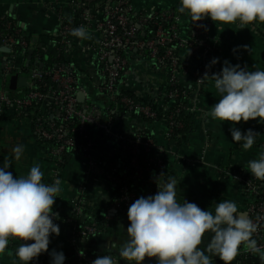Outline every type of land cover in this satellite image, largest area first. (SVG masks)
I'll list each match as a JSON object with an SVG mask.
<instances>
[{"label":"built area","instance_id":"1","mask_svg":"<svg viewBox=\"0 0 264 264\" xmlns=\"http://www.w3.org/2000/svg\"><path fill=\"white\" fill-rule=\"evenodd\" d=\"M68 3L81 8L80 22L75 26L69 20H62L57 34L60 39L54 46L31 42L25 38L21 26L9 21L4 24L5 30H0V50L4 59L0 111L10 107L15 118L27 120L32 125L45 155L55 165V180H59L66 160L76 156L86 161V179L95 174L110 180L116 192L103 213L110 220L118 211L127 213L136 199L141 195L145 197L147 190L157 188L154 179L161 173L166 174L168 156L176 154L175 144L170 139L182 124L173 116L159 120L155 104L165 110L175 104L177 112L185 111L194 119L199 116V102L208 77L203 83L198 80L206 72L209 75L212 66L206 68V65L210 64L217 49L209 35L210 17L192 23L187 33L179 27L182 13L173 8L137 13L130 0H106L93 9L74 0H68ZM52 8L56 9V6L52 5ZM151 21L155 31L147 35ZM163 22H167V28ZM81 26L88 39L76 42L72 31ZM12 27L14 31L10 32ZM21 49L23 53L20 54ZM176 49L180 51V57L175 53ZM36 50L57 57L61 52H66L70 58L75 52L92 55L98 78L92 76V96L90 89L81 82L83 72L75 63L58 62L44 70V62L38 53L33 64L28 63L24 53ZM143 57L151 62L160 90L161 99L154 105L139 101L147 95L128 85L132 63ZM16 75L26 78V86L12 90L10 80ZM127 92H134V96ZM126 110L133 116L126 115ZM159 123L165 126L160 137L152 128ZM145 130L149 132L147 136L143 134ZM261 130L264 133V125ZM103 139L114 144L116 163L112 166L97 156L99 142ZM261 147L264 152V141ZM187 161L196 165L205 163V158H188ZM227 174L240 186L244 216L259 224L254 238L264 244V181L257 180L244 168L229 170ZM130 179L134 183L129 182ZM137 182L143 186L138 188ZM86 185L80 186L81 194L76 200L74 214L64 215L56 201L53 205V212L57 214L54 223L62 222L68 227L73 243L80 238L92 240L102 234L94 217L84 223L75 218L86 211ZM20 243L18 239L10 240L7 248L16 249ZM51 252L49 248L34 264H51ZM254 256L244 250L238 256L239 263L249 264ZM96 258L92 251L76 247L73 257L66 259L64 264H92Z\"/></svg>","mask_w":264,"mask_h":264},{"label":"crops","instance_id":"2","mask_svg":"<svg viewBox=\"0 0 264 264\" xmlns=\"http://www.w3.org/2000/svg\"><path fill=\"white\" fill-rule=\"evenodd\" d=\"M137 13H147L153 10H166L176 8L179 10L180 0H131ZM57 4V5H56ZM56 6V9L52 8ZM81 8L68 3V0H0V16L15 19L23 30L38 43L51 42L60 30L62 20H73L79 17ZM192 21L186 14H181L180 26L183 32L190 30ZM210 38L214 41L217 52L214 58L218 62L212 65L209 76L219 73L225 61L231 64H239L249 71L264 70V24L254 22L240 29L239 24H221L211 20L209 26ZM81 38L76 37L78 42ZM87 38L83 40L87 41ZM73 59L79 70L81 82L90 89L92 76L96 79V66L93 64V56L75 52ZM3 52L0 51V90L3 86ZM154 71L151 70V62L143 57L132 63L131 72L128 77V85L134 91L143 95L153 94L158 91ZM96 75V76H95ZM92 96V92L90 93ZM219 95L214 88V80L208 77L203 96L200 98L201 112L194 119L195 130L189 134L187 140L176 146V154L168 156V169L166 175L177 177V200H184L197 204L202 210L214 211L215 205L223 200H231L237 203L241 215L243 213V198L239 184L230 176H221L222 170L246 169L248 162L258 159L263 152L261 143L264 141V133L261 127L264 122L256 120H243L236 123L216 121L209 116L214 104L218 102ZM142 122L141 120H139ZM125 123H127L125 121ZM235 126L242 133L252 129L258 133L253 147L247 151L243 150L239 143L232 140L231 129ZM153 131L160 137L164 132V124H155ZM160 141H164L161 137ZM16 145H23L24 154L20 161L15 160L12 149ZM97 156L103 158L108 166L116 163V150L114 144L103 139L99 142ZM204 156L205 163L190 165L187 159H197ZM5 162L11 166L8 171L14 177L27 176L31 167L39 165L44 172L43 183H53L55 165L48 158L42 145L38 142L32 125L27 120L14 117L12 108H4L0 111V166ZM86 161L82 157H73L62 169L59 177V196L55 198L61 206L64 215L74 214L76 200L80 193V186L86 183V211L76 215L80 223L92 218L94 214H103L114 198L116 188L110 180L94 174L86 179ZM157 188L146 191L145 197L154 195ZM114 216V215H113ZM130 221L127 215L120 219L117 224L107 233L100 234L97 238L86 240L83 238L72 242V235L67 226L59 223V236L51 235L49 248L52 251L63 252L66 259L73 257L77 248L88 249L96 257L108 254L118 255L115 250L108 252L111 244L117 246L127 240V227ZM213 234L206 233L202 238V246L210 243ZM200 247V246H198ZM15 250L6 248L5 253L0 255V264H21L15 256ZM241 246V252H243ZM240 252V253H241ZM37 259V258H36ZM30 261L34 264L36 261ZM213 264H224L218 256L212 257ZM118 264H129L124 259H119ZM142 264H157L155 257L145 258ZM231 264H240L238 257ZM251 264V263H249Z\"/></svg>","mask_w":264,"mask_h":264},{"label":"clouds","instance_id":"3","mask_svg":"<svg viewBox=\"0 0 264 264\" xmlns=\"http://www.w3.org/2000/svg\"><path fill=\"white\" fill-rule=\"evenodd\" d=\"M179 12L193 23L210 17L221 24L238 23L240 29L254 22L264 24V0H180ZM72 35L87 38L83 26L73 29ZM217 62L218 58H213L206 68ZM206 77L214 80L220 97L209 113L212 119L234 125L257 118L264 122V70L249 71L246 66L225 61L219 73L209 76L206 72L198 81L203 83ZM257 134L252 129L244 133L235 126L231 129L232 140L245 151L253 147ZM12 151L15 160L20 161L23 145H16ZM10 166L7 162L0 166V255L10 240L18 239L21 243L15 256L21 264H29L48 252L51 235L60 234L59 225L54 223L57 214L53 212L61 191L60 181L43 183L44 172L39 165L31 167L27 176L14 177L8 171ZM246 169L264 181V152L250 160ZM154 183L156 194L141 196L128 208L127 240L108 247V252L115 250L118 255L110 258L105 254L92 264H118L119 259L142 264L146 257H155L157 264H213L214 256L231 264L240 255L241 246L264 264V244L254 238L259 224L241 215L236 202L223 200L214 211L202 210L193 202H178L174 175L161 173ZM206 233L213 235L210 243L202 246ZM50 255L51 264H64L66 260L62 251H52Z\"/></svg>","mask_w":264,"mask_h":264},{"label":"trees","instance_id":"4","mask_svg":"<svg viewBox=\"0 0 264 264\" xmlns=\"http://www.w3.org/2000/svg\"><path fill=\"white\" fill-rule=\"evenodd\" d=\"M74 1L77 2V3L84 4L85 8L93 9V8H96L97 6L101 5L102 3H104L106 0H100V1L93 2V3H87V2H83L81 0H74ZM173 9L177 10V12H179L178 9H176V8H173ZM81 15H82V11L80 12L79 17L77 19L69 20L68 22L71 23V24H74L75 26L79 25ZM2 18H3V16H0V30H5L4 24L7 21L11 22L12 25H16V26L19 25L20 26V24L13 18H9L7 16H5L4 19H2ZM210 21H211V19H210ZM163 23H164L165 28H167L168 27L167 22H163ZM179 27L181 28V26H179ZM148 29L149 30H148L147 35L154 33L155 25H153L152 21L149 23ZM9 31L13 32L14 31V27L9 29ZM189 32H190V30L187 31V33H189ZM24 35H25V38H27L31 42H34L32 37L30 35H27V33L25 31H24ZM59 39H60V37H58V36L54 37V38H52L51 42H49L50 44L49 43L48 44L54 46V43L57 40H59ZM40 44L47 45V43H44V42H40L39 45ZM39 45L37 46L38 50H40V46ZM168 46L169 45H166V47H168ZM36 51L34 53H32V55H31L30 64L31 65L33 64L35 55L38 53V54H40L41 59L44 62L43 63L44 65H42L44 70H48L49 68H51L54 64H56L58 62H61V63H75L74 59L68 57L66 52H61V56L57 57V56H52V55L46 56V54H44L43 52H41V51H37L36 52ZM19 53L20 54L23 53V49L19 50ZM30 53H31L30 51H27V52L24 53V55L26 57V60L29 59ZM175 53L177 54L178 57H180L181 53H180L179 50L176 49ZM159 91H157V92H155L153 94H148L147 97H145V98L144 97L139 98V101H141L143 103H146V104L154 105V103L156 101L161 99V95L158 94ZM127 94H129L130 96H134V92H127ZM154 109L157 110L158 119L159 120H162V119L166 120V119L170 118V116H173L178 122H181L182 127L178 128V129H175L174 134L172 135V137L170 139L173 144H175L177 146L181 145L182 143H184L187 140V137L189 136V134L194 132V130H195V122H194L193 116L191 114H188L185 111L177 112V105L173 104V106H171L168 110H165V109L160 108V107L158 108L157 105L155 104ZM125 113H126V115H129L130 117L133 116V114H131V112H129L127 110L125 111ZM139 119H141L143 121H147L145 118H143V116H139ZM143 134L145 136H147L149 134V132L145 130V132ZM68 162H69V160L68 161L66 160V163L63 165V168ZM228 171L229 170H222L221 176L222 177L226 176ZM129 182L134 183V181L132 179H130ZM46 184H48V183H46ZM49 184H51V183H49ZM142 186H143V184L141 185V182H137V187L138 188H141ZM141 196H143V195H141ZM88 206L89 205H85V209L86 210L89 208ZM126 215H127V213L118 211L110 220L106 219L104 214H99V213L94 214L93 217L96 220L97 224L99 225L100 229L102 230V233H107L117 224V222L120 219H122ZM249 263H251V264H260V260H259V258L257 256H254V257H252L249 260Z\"/></svg>","mask_w":264,"mask_h":264},{"label":"water","instance_id":"5","mask_svg":"<svg viewBox=\"0 0 264 264\" xmlns=\"http://www.w3.org/2000/svg\"><path fill=\"white\" fill-rule=\"evenodd\" d=\"M81 1L87 2V3H93L96 1H100V0H81ZM0 51L2 52V50H0ZM31 55H32V52L30 53L28 63L30 61ZM26 82H27V80L25 77H19L17 75L13 76L10 80V89L16 90L18 86L24 87V86H26Z\"/></svg>","mask_w":264,"mask_h":264},{"label":"rangeland","instance_id":"6","mask_svg":"<svg viewBox=\"0 0 264 264\" xmlns=\"http://www.w3.org/2000/svg\"><path fill=\"white\" fill-rule=\"evenodd\" d=\"M2 88V87H1Z\"/></svg>","mask_w":264,"mask_h":264}]
</instances>
